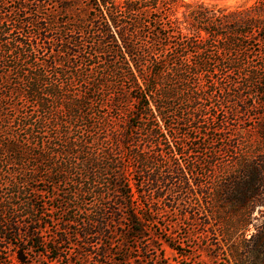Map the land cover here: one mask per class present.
<instances>
[{"label":"trees","instance_id":"16d2710c","mask_svg":"<svg viewBox=\"0 0 264 264\" xmlns=\"http://www.w3.org/2000/svg\"><path fill=\"white\" fill-rule=\"evenodd\" d=\"M25 25L34 30L35 44L18 37L6 39L15 29L22 31ZM54 31L56 34L51 37L49 33ZM211 44L218 51L214 58L207 56ZM253 44L264 47V0L231 10L183 0H0L1 57L15 54L13 65L0 74V254L5 248H12L16 264H28V252L53 254L47 261L50 263L56 259L58 245L67 241L69 230H59L55 241L40 235L48 222L40 212L42 207L36 195L42 191L37 189V184L44 182L54 189L64 183L69 163L52 164L53 149H48L47 155L45 151L39 152L42 143L35 129L53 123V128H48L50 134L61 130L59 137L67 140L68 125L91 117L89 91L98 92L111 86L108 77L124 81L121 94H117L113 103L125 105L124 115L128 116L124 129L114 136L110 145L128 150L134 168L146 176L147 191L138 190L137 182L129 175L130 169L120 165L110 153L88 154L81 163L82 175L89 183L84 187L82 182L74 181L80 190L69 193L72 197L98 195L99 205L92 215L83 210L82 220L73 216L62 221L68 225L77 223L80 231L71 234L85 240L87 252L89 248L97 252L107 249L109 244L103 241L110 240L112 235L122 238V246L128 240L143 239L152 223L151 212L134 205V201L147 193L153 205L164 198L165 192L191 190L188 175L192 177V168L185 170L174 159L187 146L176 145L175 141L168 144L167 134L158 132L166 127L171 103L186 99L194 105L200 100V93L212 86L199 81V86L195 83L192 88L188 83L211 73L209 68L214 65L224 77L241 70L244 62L236 55L232 57L230 52H235L233 47L246 50ZM39 49L42 56L48 55L47 60L41 57L38 61ZM102 64L99 76L86 85L88 93L79 95L70 90L73 81L82 76L68 69L76 71L84 67L91 75ZM9 74L15 75V83ZM258 75L256 69H251L244 84H232L229 88L224 85L223 90L228 91V99L235 107L234 113L247 111L248 95L242 94L245 90L258 93L262 84ZM60 78L66 80L62 85L57 81ZM22 100L35 106V110L18 118L21 132H8L11 130L6 124L15 121L10 111ZM191 111V115L174 117L179 127H185L204 112L196 106ZM208 117L215 120L217 116ZM138 129L145 131L150 139V150L139 148L140 140L128 133ZM261 129L264 130V124ZM65 147L66 154L70 151V155L86 154L75 141L68 140ZM97 180L109 187L106 189L115 196L113 203L121 209L105 206L104 194L95 192V187L101 185ZM260 190H264V169L243 161L236 164L228 181L216 187L222 208L235 216H251L257 205L264 206V194ZM73 200L67 199L66 213L74 207L69 205ZM117 223H122V231L112 230ZM230 223L223 222L217 228L203 224L213 237V249L224 256L225 264H264V221L253 225L249 234H246L249 219L245 223ZM131 250L126 247L125 251ZM0 264H6L5 259L1 258Z\"/></svg>","mask_w":264,"mask_h":264},{"label":"rangeland","instance_id":"374dc122","mask_svg":"<svg viewBox=\"0 0 264 264\" xmlns=\"http://www.w3.org/2000/svg\"><path fill=\"white\" fill-rule=\"evenodd\" d=\"M183 1L189 3L202 2L207 6L231 10L238 6H250L258 0ZM178 16H180L179 13ZM9 26H13V23L11 22ZM21 30L17 31L15 29L6 39L12 40L18 37L24 42L35 44L34 30L27 25ZM49 34L53 37L56 32ZM233 48L235 52L231 51V56L236 55L235 57L245 64L241 70L234 71L229 76L224 77L220 68L214 65V67L209 68L212 71L211 73L204 76L200 75L195 80L193 78L188 83V86H192V88L195 87V83L199 86V81L205 86H212L209 91L200 93L199 101L192 105L186 99H182L178 102H172L171 108L168 109L171 113L170 118L166 121V127L158 132L162 135L167 134L165 138L168 144L175 141L174 144L176 145L184 144L185 147L187 146V149L182 151V155L175 156L174 159L178 164L185 167V170L192 168V177L188 175L191 178V190L187 192H165L164 198L153 205L150 203L151 199L147 193H142L140 195L142 198H137L134 201V205L138 204L142 209H150L151 212L152 223L147 226L143 239L128 240L124 243L125 246H122V238L119 235H112L110 240L103 241L106 245L109 244L107 249L97 252L89 248V252H87L84 245L85 240H79L74 234H71L80 231L77 223L76 225H68L62 221L73 216L75 220H82L85 217L81 213L83 210L86 211L85 214L92 215L99 205L100 198L98 195L86 194L72 197L69 193L73 189L80 190L79 185L75 186L73 184L74 181L82 182L84 187H87L89 183L86 177L82 175L84 168L81 163V160H84L83 158L88 154L110 153L120 165L130 169L129 175L137 182L138 190L140 192L147 191L146 176L134 168L135 163L130 158L128 150L114 148L113 145H110L114 136L122 132L124 129L123 123L128 118L124 115L125 105H114L113 103L117 94H121L120 88L124 81L108 77V80L112 82L111 86L103 87L98 92L89 91L93 106L91 117L86 121L68 125L67 140L59 137L61 130L56 131V133L52 131L50 134L48 128H53V123L50 125L51 127L46 126L35 129L42 143L41 148L38 149L39 152L45 151L47 155L48 149H53L52 153H55V155L51 154L52 164L69 163L67 165L68 175L64 183L58 184L54 189L44 182L37 184V189L42 191V193L36 195L38 201H40L39 205L42 207L40 212L43 214V219L48 222L46 227L40 231V235L46 240L55 241L59 230H69L71 233L67 236L66 242L58 245L56 259L53 262H47L51 256H54L53 254L39 255L28 252V264H225L224 256L216 253L213 249V237L206 232L203 224L209 223L212 227L217 228L223 222H231L232 225L234 222L245 223L249 219L251 223L248 228L249 231L246 233L249 234L253 230V225L264 221L263 205H257L251 216H246V214L235 216L222 208L216 193V187L233 176L238 162L258 164L264 169V130L261 129L264 124L262 117L264 114V47L253 44V47L250 46L246 50L240 47ZM207 50L208 57L218 56L215 44H211V47ZM40 51L39 49L37 54L38 61L41 57L47 60L48 55L42 56L43 54ZM1 54L0 74L13 65L15 56V54H12L1 57ZM191 55L194 56L195 54ZM225 55L223 54L224 58ZM195 59L197 57L193 58V60ZM64 66H67V64H64ZM100 67L103 68L104 65H98L97 69H93L91 75L87 73L84 67H78L76 71L68 69V72L82 76L73 81V87L70 90L78 92L79 95L88 93L86 85L91 84L92 79L99 76L101 73ZM251 69H256L259 72L258 78L262 80V84L258 89V93L257 90L256 93L254 91H243V96L247 97L248 95L246 100L247 111L237 110L238 112L234 113L235 107L228 99V91H224L223 87L224 85L229 88L232 84H244ZM9 79L13 82L15 75L9 74ZM57 81L62 85L66 80L60 78ZM14 100L16 101V98ZM194 106L202 108L203 115L194 121L191 120L190 124H186L185 127H179L177 121H174V117L191 115V108ZM33 110H35V106L32 107L31 103L23 100L22 102L17 101L15 110L10 111L11 115L8 113L11 119L15 120L6 124L10 128L8 129L11 130L8 132H18L19 130L21 132L18 118L22 114L26 115ZM231 110L232 113H230ZM214 114L217 116L215 120L208 117V115ZM59 115L57 114L61 118ZM61 119L64 120V118ZM73 125L74 128H72ZM128 133L132 134L136 140H140L138 142L139 148L150 150L148 144L150 139L146 136L145 131L138 129L130 130ZM68 140L75 141L78 146H83L82 149L84 148L86 154L78 155V152H74L70 155L71 151L66 154L65 143ZM29 141L32 144L35 143L31 138ZM82 141H86L85 145H81ZM133 144L136 145L137 143ZM97 183L101 185L95 187V192L98 191L104 194L105 206L121 209L119 204L113 203L115 196L110 189H106L109 187L102 185V181L97 180ZM260 192L264 194V190H260ZM54 196L57 198L53 199ZM70 198L71 201L74 200L73 204L69 205L74 207L70 208L69 213H66L65 209L68 207L65 206L68 204L67 199ZM122 227V223H117L112 226V230L117 228V230L122 231ZM23 236V233H21L20 238H23ZM92 241L96 242V239ZM50 246L53 247L52 244ZM126 247H131L132 250L126 252ZM2 252L0 259H5L6 264H16L12 248H5ZM96 253L101 254V256L99 257Z\"/></svg>","mask_w":264,"mask_h":264}]
</instances>
